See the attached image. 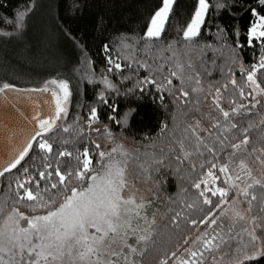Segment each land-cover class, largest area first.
I'll return each instance as SVG.
<instances>
[{
	"label": "snow or ice",
	"instance_id": "1",
	"mask_svg": "<svg viewBox=\"0 0 264 264\" xmlns=\"http://www.w3.org/2000/svg\"><path fill=\"white\" fill-rule=\"evenodd\" d=\"M175 2L162 0L142 37L154 46L150 49L152 61L133 63L148 72L138 81V90L143 93L150 90L147 86L154 87L161 102L165 93L172 95L177 104L183 105L185 122L173 127L171 134L167 124L160 129L166 146L157 147L145 138L147 147L129 150L113 138L107 125L103 131L94 127L100 123V109L93 106L82 122L90 132L111 140L113 146L104 149L82 129L57 127L56 121L67 117L63 106L70 96L67 82L51 80L43 89H34L48 92V85H54L63 93V99L57 98L51 116H34L36 128L24 132L23 139L8 133L7 162L0 164V178L13 170L19 174L9 182L8 199L0 202V264H147L149 256L152 264H245L264 257V178L254 176L249 164L251 161L264 166V116L258 123L250 122L257 109L264 113V0H246L244 13L249 15V23L243 34L238 29L233 33L231 46L233 64L237 51L244 47L258 48L259 55L250 67L241 66L240 80L231 68L228 72L220 69L223 81L207 85L211 95L208 112L200 111L198 106L208 99L203 82L212 76L206 53L216 49L212 44L200 46L197 38L213 8L235 18V9L242 5L237 0H196L182 37L175 45H159ZM30 10L17 13L18 30L23 28ZM217 32L223 39L226 29L217 26ZM111 51L109 45L104 46L107 71L122 73L125 65L118 62L119 56L114 59ZM210 62L216 64L215 59ZM174 81L179 82L178 87ZM102 83L108 93L115 90L108 77H103ZM13 90L15 86L10 83L0 86V94ZM52 94L57 95L55 91ZM97 100L110 109L109 121L126 125V117L117 118L118 106L110 103L105 92ZM130 114L131 110L127 115ZM54 129L68 134L71 140L61 141ZM84 140L89 145L81 152L75 145ZM70 142L72 150H53L54 144ZM33 152L37 156L43 153L44 170L38 175L22 165ZM97 153L99 160L94 163ZM50 160L55 162L54 169ZM172 165L178 173L190 175L187 187L182 185L178 196L169 198L173 207L164 224H171L173 232L180 229L184 244L174 245L175 250L170 247L161 255L156 244L160 228L155 214L152 219L148 216L153 201L138 198L132 188L136 182L147 183L155 178L154 174ZM241 173L248 179L244 180ZM217 181L226 187L217 186ZM230 193H235L236 199L242 197L247 208L236 210ZM61 195L63 202L57 206ZM25 206L27 212L23 210ZM40 209L45 213L34 214ZM193 230L197 233L194 238L187 235Z\"/></svg>",
	"mask_w": 264,
	"mask_h": 264
},
{
	"label": "trees",
	"instance_id": "2",
	"mask_svg": "<svg viewBox=\"0 0 264 264\" xmlns=\"http://www.w3.org/2000/svg\"><path fill=\"white\" fill-rule=\"evenodd\" d=\"M211 2L215 3L216 0ZM225 2L231 3L232 0ZM237 3L242 7L235 9L237 12L235 18L227 12L218 13L213 8L206 26L197 38L200 46L212 44L216 49L214 52L206 53L209 58L206 61L208 70L212 72V76L203 82L204 95L208 96V99L198 106L202 112L210 111L211 106V95L207 85L224 79L220 69L228 72L231 68L235 78L240 80L241 66L250 67L259 55L258 48L244 47L237 51L238 58L233 64L231 48L234 44L233 33L238 29L243 34L250 18L244 13L248 6L246 0H237ZM161 4L162 0H0V33H11L0 35V86L3 83H10L15 89L34 90L42 89L41 86L49 80L65 81L70 90L67 117L63 118L57 127L73 126L77 130L82 129L86 136L90 135L92 141L100 143L104 149H110L113 146L111 140L102 134L90 132L87 125L82 122L86 120L91 107L96 106L100 109V123L94 127L103 131L107 125L113 138L125 148L135 150L147 147L145 138L155 142L157 147L166 146L162 143L165 137L161 135L160 129L167 124L171 134L173 127L185 122L183 105L177 104L175 98L167 93L161 102L159 93L151 86H147L150 90L141 93L137 87L138 81L148 75V72L133 63V61L150 63L153 59L150 49L154 46L143 41L142 37L152 15ZM195 6L196 0H176L163 36L157 44L175 45L177 39L182 37V29L190 21ZM29 8L31 10L25 16L24 26L18 30L17 13ZM217 26L226 29L223 39L218 38ZM105 45L111 47L113 58L119 56L118 62L125 65L122 73L107 71L109 65L103 53ZM211 59H215V65L210 62ZM129 64L130 68L127 67ZM152 67H155V64ZM103 77H108L115 86L114 91L107 92L106 86L102 83ZM174 83L179 86L178 81ZM102 91L108 95L110 103L118 106L115 113L117 118L126 117V125H116L107 119L110 109L97 100ZM242 102L248 103L247 100ZM130 110L131 114L127 115ZM256 113L250 122L258 123L259 117L264 116L259 109ZM196 116L199 117V112ZM53 131L61 141L71 140L68 134L56 132L55 129ZM88 145L89 141L84 140L75 147L82 152ZM65 148L72 150L73 145L70 142L68 145L53 146L55 152ZM42 156L43 153L40 156L35 152L30 153L22 165L31 168L38 175V171L44 170ZM98 160L97 153L94 156V163ZM50 162L54 169V160ZM18 174L13 170L12 174L0 178V202L8 199L9 182ZM189 175L187 172L178 173L176 166L172 165L171 168L154 174L155 178L147 183H135L147 189L146 198L153 201L148 216L152 219V214H155L156 226L160 228L156 244L160 247L161 255L170 247L175 250L174 245L182 247L184 244V241L180 240V229L173 232V226L171 224L165 226L164 222L173 207L169 198L175 199L182 185L187 187ZM218 183L219 186L226 187L221 181ZM152 189L154 191H151ZM230 196L236 199L235 193H230ZM237 201L247 208L242 197ZM62 202L63 195L58 199L57 206ZM23 210L27 212V206ZM44 213L45 210L40 209L34 214ZM196 234V230L187 233L193 238ZM177 240H180L179 245H176ZM147 264H152L151 256L148 257ZM245 264H264V257H259L256 261H246Z\"/></svg>",
	"mask_w": 264,
	"mask_h": 264
},
{
	"label": "water",
	"instance_id": "3",
	"mask_svg": "<svg viewBox=\"0 0 264 264\" xmlns=\"http://www.w3.org/2000/svg\"><path fill=\"white\" fill-rule=\"evenodd\" d=\"M55 101L53 95L44 91L15 89L0 94V134L3 146L0 147V164L7 162L9 132L23 139V133L36 128L34 116L47 118L54 113Z\"/></svg>",
	"mask_w": 264,
	"mask_h": 264
},
{
	"label": "rangeland",
	"instance_id": "4",
	"mask_svg": "<svg viewBox=\"0 0 264 264\" xmlns=\"http://www.w3.org/2000/svg\"><path fill=\"white\" fill-rule=\"evenodd\" d=\"M160 7H161V5H160ZM159 7V8H160ZM158 8V9H159ZM157 9V10H158ZM156 10V11H157ZM155 11V12H156ZM154 12V13H155ZM151 20V19H150ZM149 25V24H148ZM148 27V26H147ZM147 29V28H146ZM146 31V30H145ZM49 81H51V80H49ZM57 81H61V80H57ZM45 86V83L41 86V88L43 89V87ZM48 87H49V93H53L54 91L57 93V95H53V99H54V101H55V104H56V101H57V98H60L61 100L63 99V93L62 92H60V90L56 87V86H54V85H48ZM67 105H68V100L67 101H64V104H63V106L67 109ZM63 119V118H62ZM61 119V120H62ZM61 120H58V121H56V125L57 124H60L61 123ZM94 135H96L95 133H94ZM249 164H250V167L253 169V174H254V176H256L257 178H264V166H261L258 162H251V161H249ZM241 176L243 177V179L244 180H246V179H248V177L247 176H245L243 173H241ZM219 183H218V181H217V186H219L218 185ZM132 190L133 191H136L137 193H138V198L139 197H147L146 196V194H147V189H145V188H142V187H140L139 185H137V184H135L134 185V187L132 188ZM234 200H235V209L236 210H240V211H243L244 209H246V207H244L239 201H237V199H235V198H233Z\"/></svg>",
	"mask_w": 264,
	"mask_h": 264
}]
</instances>
